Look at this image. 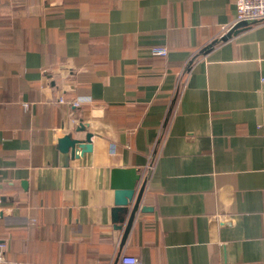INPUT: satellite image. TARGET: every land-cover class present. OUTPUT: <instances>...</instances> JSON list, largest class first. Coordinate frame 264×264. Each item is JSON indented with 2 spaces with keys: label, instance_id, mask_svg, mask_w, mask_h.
Returning <instances> with one entry per match:
<instances>
[{
  "label": "crops",
  "instance_id": "1",
  "mask_svg": "<svg viewBox=\"0 0 264 264\" xmlns=\"http://www.w3.org/2000/svg\"><path fill=\"white\" fill-rule=\"evenodd\" d=\"M236 14L0 0V264H264V21L222 39ZM114 167L146 181L124 240Z\"/></svg>",
  "mask_w": 264,
  "mask_h": 264
},
{
  "label": "water",
  "instance_id": "2",
  "mask_svg": "<svg viewBox=\"0 0 264 264\" xmlns=\"http://www.w3.org/2000/svg\"><path fill=\"white\" fill-rule=\"evenodd\" d=\"M248 25L249 23L246 21L236 23L222 36V39L225 40L237 34ZM211 46L212 44H209L203 50H208ZM80 130H84V127H81ZM89 140V136H86L85 139H79L69 135L64 141L60 142L59 148L63 152H67L71 148L72 155H75L77 149L84 153L92 150V144ZM140 181L141 175L135 167H114L112 169L111 185L115 195V220L120 222L127 221L123 240L127 237L136 213L140 208L146 184L144 180L139 185Z\"/></svg>",
  "mask_w": 264,
  "mask_h": 264
},
{
  "label": "built area",
  "instance_id": "3",
  "mask_svg": "<svg viewBox=\"0 0 264 264\" xmlns=\"http://www.w3.org/2000/svg\"><path fill=\"white\" fill-rule=\"evenodd\" d=\"M235 1L237 6L236 19L234 22H232L227 26L226 28L227 31L238 22L246 21L250 23V22L264 21V0H235ZM151 51L154 55H158V56H165L168 54V48L166 46H154L151 49ZM182 85H184V83H182ZM180 94L181 91L177 90L176 93L177 101L175 103V108L179 104ZM61 100L63 99L61 98ZM147 167L149 169L152 168V164L149 163ZM6 248H7L6 243L0 242V262L6 261ZM109 264H144V263L138 256L122 253L119 255L118 259L115 262Z\"/></svg>",
  "mask_w": 264,
  "mask_h": 264
}]
</instances>
